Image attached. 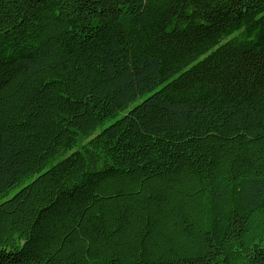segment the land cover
I'll return each instance as SVG.
<instances>
[{
	"label": "trees",
	"instance_id": "obj_1",
	"mask_svg": "<svg viewBox=\"0 0 264 264\" xmlns=\"http://www.w3.org/2000/svg\"><path fill=\"white\" fill-rule=\"evenodd\" d=\"M262 245L264 0H0L2 264Z\"/></svg>",
	"mask_w": 264,
	"mask_h": 264
},
{
	"label": "rangeland",
	"instance_id": "obj_2",
	"mask_svg": "<svg viewBox=\"0 0 264 264\" xmlns=\"http://www.w3.org/2000/svg\"><path fill=\"white\" fill-rule=\"evenodd\" d=\"M119 116H121V114H120ZM112 121H113V120L108 121L107 123H105V125L100 126V127L94 132V133H98V132H99L104 126L108 125V124L111 123ZM84 141H85V140L80 141V142H79L76 146H74L72 149L68 150L65 154H63V155L59 156L57 159H55V160L53 161V163L56 162L58 159H62L64 156L69 155L71 152L76 151V150H78V149H81V144H82ZM15 191H16V189L13 190V191H11V192H9V194H8L5 198H3V199H6V198L10 197L11 195H13V193H14ZM1 201H2V199H1Z\"/></svg>",
	"mask_w": 264,
	"mask_h": 264
},
{
	"label": "snow or ice",
	"instance_id": "obj_3",
	"mask_svg": "<svg viewBox=\"0 0 264 264\" xmlns=\"http://www.w3.org/2000/svg\"><path fill=\"white\" fill-rule=\"evenodd\" d=\"M262 247H264V245H262ZM0 264H2V261H0Z\"/></svg>",
	"mask_w": 264,
	"mask_h": 264
}]
</instances>
